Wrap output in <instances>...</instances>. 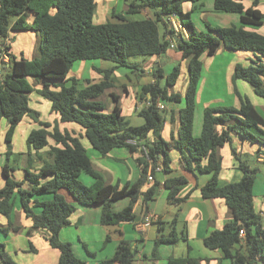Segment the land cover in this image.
I'll return each instance as SVG.
<instances>
[{
    "label": "trees",
    "instance_id": "trees-1",
    "mask_svg": "<svg viewBox=\"0 0 264 264\" xmlns=\"http://www.w3.org/2000/svg\"><path fill=\"white\" fill-rule=\"evenodd\" d=\"M244 1L214 0V11L237 15L240 26H209V32L204 33L196 30L191 14L183 11L185 3H196L198 0H133L126 14H113L110 20L100 25L94 24L96 0H0V125L4 119L8 123L5 135L7 159L13 155V138L25 117L32 118L40 126L28 136L30 149L37 152L44 150L49 147L50 139L56 144V147L50 148L53 164L44 165L38 173L27 169L22 181L15 179L11 167H4L0 216L8 219V227L0 230L6 235L10 231H19L11 223L16 196L25 217L32 221V229L45 231L49 246L59 252L58 264H87L76 257L71 243L60 238L61 231L70 225L76 205H101V225L104 227L135 223V205L141 201L147 213L150 204L158 197L161 183L156 177L157 166L161 164L162 171L171 173L170 152L177 150L185 171L210 176L208 183L201 188L202 197L224 200L233 216L222 230L211 233L204 240L205 247L221 251L232 264H258L260 260L264 264V219L254 205V187L259 169L249 166L232 147L231 153L242 178L239 182L222 184L223 158L218 152L232 145L233 137L237 136L257 146L258 155L264 156V116L235 89L240 106L207 107L203 113L201 135L194 136L197 96L203 74L201 59L204 55L212 57L220 48L252 54L249 65L235 66L232 82L234 85L238 81L245 82L258 98L264 100V36L256 32L264 25V14L258 9L259 0H254L249 8L245 7ZM148 8L154 10L153 19H135L141 10ZM171 15H176L189 33V39L178 40L176 48L184 60L189 59V85L185 106L179 114L178 137L167 142L162 138L165 113L157 109V103L181 102V96L169 94V89H173L180 78L179 65L166 77L164 86L157 82L143 88L142 99L148 105L139 112L144 119L142 126H131L118 105L107 113L106 105L98 98L113 87L111 77L116 69H138L130 58L166 54L169 50L166 27ZM160 24L163 25V34ZM27 32L35 33L39 38L40 56L33 60L23 56L18 58L10 53L11 34ZM2 46L9 57L5 66H2L1 60ZM88 61H105L114 67L99 72L104 76L99 83L86 81L85 85L78 79H69L75 63ZM154 77L159 81L163 73L156 71ZM30 78L41 83L42 88L35 90L29 83ZM34 91L50 102L51 111L59 116V122L39 121L40 113L30 107V95ZM113 100L118 102L114 95ZM59 124L81 127L83 137L101 157L124 148L138 152V146L132 142L143 143L152 161L153 181H148L150 163L141 157L142 173L135 183L122 187L107 184L94 169L81 136L62 132ZM150 135L154 141L148 143ZM83 174L91 177L92 185L86 186L80 181ZM26 184L28 186L25 187ZM148 184L151 186L144 191ZM187 185L185 177L167 179L164 188L168 192V203L179 205L184 202L188 195L181 197V193ZM48 196L51 199L44 200ZM121 199H128L129 204L123 210L115 211L113 205ZM242 230L245 232L244 239L239 235ZM110 239L107 236V242ZM179 240L176 232L162 235L155 242V249L161 245H175ZM134 258L132 244L122 240L114 257L102 264H133ZM0 264H16L1 242ZM167 264H200V261L189 257L170 258Z\"/></svg>",
    "mask_w": 264,
    "mask_h": 264
},
{
    "label": "crops",
    "instance_id": "crops-1",
    "mask_svg": "<svg viewBox=\"0 0 264 264\" xmlns=\"http://www.w3.org/2000/svg\"><path fill=\"white\" fill-rule=\"evenodd\" d=\"M132 1L133 0H96L97 9L94 16V24L100 25L95 23V17L98 14H100V16H106L107 19L104 21L105 23L111 19L113 14H126L129 9V4ZM253 1L254 0H245L243 3L246 8H249ZM259 1L260 4L258 9L264 14V0ZM183 11L191 14L194 27L199 32L208 33L209 26L215 28L240 26V20L237 15L215 12L214 0H198L196 3H185L183 5ZM153 18L154 10L149 8L141 10L140 13L135 16V19L138 20ZM166 28L168 31V26ZM256 32L264 36V25L257 29ZM161 33H164V29L161 30ZM20 34L21 33L11 34L9 41L11 47L10 53L18 58L23 56L26 59L33 60L29 57L31 56V52L34 59L38 58V53L35 54L37 48L39 49V42L37 40L36 43H34V51L28 46L22 49L15 46L16 42L13 41H15ZM34 35L36 34L34 33ZM35 37L39 40L37 35ZM217 55H222L223 58L229 57L225 64V77L227 78L226 81L225 77L223 80L227 88L224 95L226 94V97H228V102H223L222 97H219L215 99L216 102H219L215 107H239L240 102L235 93L236 89L242 96L247 97L255 108L264 116V100L258 98L253 89L245 82L238 81L235 85L232 82L235 66L237 64H242L244 66L249 65L248 60L252 58V54L248 55L242 52H231L224 48H220L214 56L210 57L204 55L202 57L201 61L203 68L211 58H215ZM88 62H82L78 75L74 77L69 76V79H78L85 85L86 81L99 83L104 80V76L99 72L110 70L114 67H106L104 64H100L98 67L96 64H90L89 66ZM136 64L138 66L137 70L125 68L116 69L111 77L113 87L98 98V101L106 105L107 113H111L114 107L118 105L130 125L132 122L136 124L133 127L142 126L144 124V119L139 116V112L147 106L146 101L142 99L143 88L154 85L157 82H159L161 86H164L166 77L170 74L172 67L179 65L180 68H184L185 72L187 69L189 71V59L184 60L180 51L171 49L163 56L145 58L142 65L140 63ZM156 71H161L163 73V77L159 81L154 77ZM216 72L217 71L212 72L213 76L217 78L214 79V82L218 83L220 87L222 84L221 76L223 75V71L219 70L217 74ZM86 74L89 75V79L85 77ZM143 78H145V80H143ZM31 80L30 78L29 83L35 90L42 88L41 83L39 84L34 80L37 84L33 85L35 82L33 80L31 82ZM203 83L204 81H200L199 84L197 96L198 106L202 102V96H204L205 93L203 92L205 89L202 88ZM188 85L189 79L185 82V92L187 91ZM203 86H205V84ZM118 88L122 91L121 93L114 92V90H118ZM172 93L173 89H169V94ZM113 95L117 97V103L114 102ZM161 102L167 107L164 114L165 124L162 138L169 142L173 138L177 139L178 137L180 127L179 114L182 108L179 107L177 114H175L174 111H171L167 102ZM180 103L175 104L177 105ZM30 107L32 110L40 113V122L50 124L59 122V116L51 110L49 112L51 119L45 118L40 109L31 106V99ZM207 107H213V105L205 103L204 109ZM26 118L29 119L26 125L28 130H30L28 133L30 135L33 130L39 129L40 126L30 117H25L22 123L26 121ZM22 123L17 127L14 137ZM59 128L62 132L68 131L76 136H81V141L93 162L94 169L102 175L107 184L113 186L119 185L122 187L127 183H135L139 179L142 168L139 162L141 155L138 152H132L124 148L112 151L107 157H101L90 144H85V141L88 140L83 137L84 131L81 127L73 124H59ZM201 128L200 125L199 129H196L194 122V134L196 133L197 137L201 135ZM7 129L8 126H6V132ZM147 141L148 143L153 142L154 137L150 135ZM52 147H56V144L50 141L48 147L49 152H45L44 150L37 152L28 147V153L20 154L29 155L28 159H26L25 156L23 158L21 169L24 172L23 176L20 178L15 177V179L17 181H22L26 176L25 171L27 169H31L32 172L38 173L44 165L53 164V159L50 157V148ZM232 147L236 149L241 156L246 149H253V151L257 150V161L259 164H264V156L258 155L257 146L251 145L248 142L242 141L239 137L234 136L232 145H227L218 151L219 155L223 158V170L220 176L222 184L239 182L242 178V173L237 168L238 163L231 153ZM7 150L8 149H6L5 154H3L4 156L0 154V188L4 186V179L2 177L3 169L7 165L11 167L10 163L15 156L12 150L13 155L8 160L6 156ZM45 154L48 155V160H45ZM170 157L172 159V172L166 173L161 171L156 175L157 180L161 183L158 197L150 204L147 213L141 201L135 205L134 213L137 215L135 223H124L115 227H104L101 225V205L92 207L76 205V211L70 218V225L61 231L60 238L63 242L72 244L74 254L77 258L85 261L87 264H102L104 261L111 260L115 255L119 243L122 240H126L132 244L135 250L133 264H167L170 258L187 257L199 260L200 264H232L231 260L224 258L221 251L210 250L204 245V240L211 233L222 230L224 225L233 219L231 210L222 199L207 200L202 197L201 188L210 180L209 175L185 171L180 163V154L177 150L171 151ZM33 158L37 159L36 162H34ZM225 161L226 167L224 164ZM160 163H162V158ZM224 171H231V174H226ZM12 174L14 175L15 173ZM176 177H185L188 180V185L181 193V197L188 195V198L179 205H171L167 201L168 192L164 188V182L167 179ZM92 183L93 180L90 182V185H92ZM150 186L151 185L148 184L144 188V191ZM260 192L261 194L259 195L258 193L257 195L254 191V205L256 212L264 219V189L262 190L261 188ZM50 199V196L44 198V200ZM13 203L14 209L11 215V223L14 227H18L19 231H10V233L6 235L0 230V242L6 245V251L10 257L14 256L17 258L16 261L11 259L16 264H58L59 252L49 246L46 239V232L32 229V221L25 217L19 199L16 196L14 197ZM128 204V199H121L114 203V210L121 211L126 208ZM7 227L8 219L0 216V229H5ZM161 230L162 232H160ZM173 232H176L180 236V240L177 244L161 245L155 249V242L159 237L162 235L168 236ZM107 236H110L111 242L102 247L101 244L107 240ZM242 247H244V245ZM31 248L34 249L35 252H33V250L31 251ZM99 251H102L101 256H99ZM258 264H263V262L260 260Z\"/></svg>",
    "mask_w": 264,
    "mask_h": 264
},
{
    "label": "rangeland",
    "instance_id": "rangeland-1",
    "mask_svg": "<svg viewBox=\"0 0 264 264\" xmlns=\"http://www.w3.org/2000/svg\"><path fill=\"white\" fill-rule=\"evenodd\" d=\"M235 15V14H234ZM106 16H100V14L96 15L95 17V23L97 24H102L105 23L104 21H106ZM161 30L163 29V25L160 24L159 25ZM36 35H34V33H21L20 36L18 38L15 39L16 42V47H18L19 49H22L23 47L25 48L26 46H28L32 51H34V43H36V40L39 42L38 39H36L35 37ZM33 39V40H32ZM38 53L39 57V49L37 48L36 53ZM31 56L30 59H34V57L32 56L33 54L30 52ZM243 54H248L250 55V53H244ZM229 57H224L222 55H217V57L215 58H211L205 65L203 68V74H202V79L201 81H204V83L202 84V88L205 89V91L203 90L204 96H202V102L199 104V106L197 107L196 110V114H195V127L196 129H199V126L201 125L202 127V121H203V113H204V106L205 103H210V105H213V107H215L219 102H216L215 99L222 97V101L223 102H228V97H226V94L224 95V92L226 91V86L224 85V77H225V70H226V63ZM145 58L144 57H132L130 58V61L133 63H140L141 65L143 64V60ZM223 60V61H222ZM223 62V63H222ZM220 63V64H219ZM82 62H77L73 65L71 72L69 74L70 77H74L76 75H78V73L80 72V67ZM89 66L90 64H96V66L98 67L100 64H104L106 67L108 66H114L112 63L109 62H105V61H89L88 62ZM179 67V66H178ZM175 69V67H172V69L170 70L172 73V71ZM220 71L222 72V84L219 87L218 83L214 82V79H217L215 76H213L212 72L213 71H217V73H219ZM180 78L176 84V86L173 88V93L172 94H177L179 96H181L182 100L180 104H175V103H171L169 102V106L171 108V111H174L175 114H177V110L179 107H181L182 109L185 106L184 103V99H185V82L186 80L188 81L189 79V71L188 69L184 70V68H180ZM187 76V77H186ZM87 79H89V75L86 74L85 76ZM186 78V79H185ZM225 77V81H226ZM34 81V79H32ZM31 80V82H32ZM143 80H145V78H143ZM35 82V81H34ZM37 83H33V85H36ZM205 84V86H203ZM165 85V84H164ZM114 92H118L121 93L122 91L118 88V90H114ZM31 106L33 108H38L40 109V111L42 112L43 116L45 118H50L51 115H49L50 112V103L46 100H43L39 97L37 91H34L31 94ZM40 104H39V103ZM51 119V118H50ZM26 121H24L22 123V125L20 126V128L18 129L16 136L13 138L14 142L12 143L11 149L13 150V152L15 153V156L12 158V161L10 163V166L12 167V169L14 170L13 173L14 177H22L23 176V170L22 169V164H23V158L25 156L26 159L29 158V155H20V154H24V153H28V144H27V139L29 136V131L28 127L26 125V122H28V118L25 119ZM141 121V120H140ZM143 121V120H142ZM75 126H78L76 124H73ZM132 126L136 125L134 122H132L131 124ZM6 126H8L7 121L4 119L2 120V123L0 125V143H1V147H0V154H5L6 149H8V147L5 144V135H6ZM202 130V128H201ZM195 137H197L196 133L194 134ZM199 137V136H198ZM51 143L53 142L52 139L49 140ZM54 143V142H53ZM85 144H90L88 141H85ZM45 152H49V148L44 149ZM139 153V151H138ZM4 156V155H3ZM242 158L244 161H246L249 166H251L252 168H258L259 169V173L256 179V186L254 188L255 194L259 195L261 194L260 189L262 188V190L264 189V164H259L257 161V150L253 151V149H246L244 150V152L242 153ZM45 160H48V155H44ZM25 159V160H26ZM34 159V158H33ZM37 159H34V162H36ZM225 167H226V161H225ZM20 167V168H19ZM34 170V168H33ZM31 171V169H30ZM32 172V171H31ZM226 174H231V171H224ZM35 173V172H33ZM80 181L86 185V186H90V182L92 181L91 177L88 176L87 174H83L80 178ZM28 186L27 184L25 185V187ZM1 237V236H0ZM111 240V239H110ZM111 241L105 240L104 242H102L101 246H105L107 243H109ZM102 251H99V256H101ZM11 258L13 260L16 261L17 258H15L14 256H11Z\"/></svg>",
    "mask_w": 264,
    "mask_h": 264
},
{
    "label": "built area",
    "instance_id": "built-area-1",
    "mask_svg": "<svg viewBox=\"0 0 264 264\" xmlns=\"http://www.w3.org/2000/svg\"><path fill=\"white\" fill-rule=\"evenodd\" d=\"M188 40L189 39V33L185 26L181 23L179 18L176 15H171L168 17V36L166 37V40L169 42V49L176 50L177 48V41L178 40ZM2 53H1V60H2V66H5L9 63V57L6 53L5 47H1ZM148 105V104H147ZM157 109L165 113L167 110V107L165 104H163L161 101H158L157 103ZM133 145L138 146V151L141 157H144L149 163V174H148V181H153V175H152V161L149 159V153L146 146L141 142H132ZM1 147V143H0ZM162 165L159 164L156 168V173H159L162 171ZM240 238H245V232L244 230L240 231L239 233Z\"/></svg>",
    "mask_w": 264,
    "mask_h": 264
}]
</instances>
